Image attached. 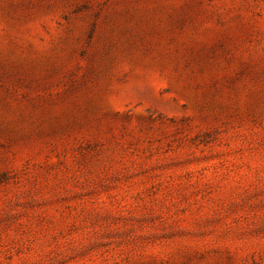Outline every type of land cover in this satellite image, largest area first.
<instances>
[{
    "label": "rangeland",
    "instance_id": "rangeland-1",
    "mask_svg": "<svg viewBox=\"0 0 264 264\" xmlns=\"http://www.w3.org/2000/svg\"><path fill=\"white\" fill-rule=\"evenodd\" d=\"M0 264H264V0H0Z\"/></svg>",
    "mask_w": 264,
    "mask_h": 264
}]
</instances>
